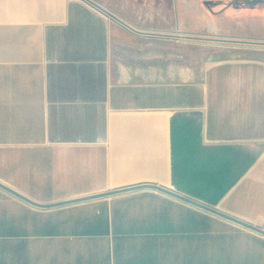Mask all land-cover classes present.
Returning <instances> with one entry per match:
<instances>
[{
  "label": "crops",
  "instance_id": "1",
  "mask_svg": "<svg viewBox=\"0 0 264 264\" xmlns=\"http://www.w3.org/2000/svg\"><path fill=\"white\" fill-rule=\"evenodd\" d=\"M195 2L199 35L264 41V0ZM130 37L152 38L83 0H0V182L40 203L154 184L264 228V46L115 74ZM0 264H264V235L150 188L48 209L0 188Z\"/></svg>",
  "mask_w": 264,
  "mask_h": 264
},
{
  "label": "rangeland",
  "instance_id": "2",
  "mask_svg": "<svg viewBox=\"0 0 264 264\" xmlns=\"http://www.w3.org/2000/svg\"><path fill=\"white\" fill-rule=\"evenodd\" d=\"M137 9H119L137 17L141 23H148L159 32L181 34H203L198 28L195 0H184L192 14L184 19L185 27H179L178 10L180 0H135ZM117 7V5H116ZM148 14L150 17L148 18ZM210 28V27H209ZM164 30V31H161ZM186 30V31H184ZM124 48H114L111 56L115 74L121 71L156 72L164 76L194 78L200 76L213 62L226 58L242 56L243 50L231 45L209 42H192L183 39L165 38H126ZM33 164L23 165L21 160L13 164V171L33 169Z\"/></svg>",
  "mask_w": 264,
  "mask_h": 264
},
{
  "label": "water",
  "instance_id": "3",
  "mask_svg": "<svg viewBox=\"0 0 264 264\" xmlns=\"http://www.w3.org/2000/svg\"><path fill=\"white\" fill-rule=\"evenodd\" d=\"M86 3L90 4L97 10L101 11L104 13L106 16H108L110 19L115 21L116 23L120 24L123 26L125 29L128 31L140 35V36H148V37H156V38H165V39H183L186 41H192V42H209V43H220V44H227V45H259V46H264V41H255V40H245V39H236V38H226V37H219V36H208V35H199V34H181V33H165V32H155V31H144L140 30L137 28H134L130 24H128L126 21H124L122 18L117 16L115 13L111 12L104 6L100 5L94 0H83ZM0 188L6 190L7 192L11 193L12 195L20 198L21 200L39 208H53V207H58V206H63V205H68L72 203H77V202H82V201H87V200H92V199H97V198H103V197H109L113 196L116 194H121V193H126L130 191H134L137 189H142V188H150V189H155L160 192L166 193L168 195H171L173 197H176L180 200H183L189 204H192L198 208H201L205 211H208L212 214H215L219 217L234 221L235 223L248 228L250 230H253L255 232H258L260 234L264 235V228H261L253 223H249L247 221L241 220L237 217L231 216L227 213H224L218 209H215L213 207H210L208 205H205L203 203H200L194 199H191L189 197L180 195L176 192H173L171 190H168L164 187H160L158 185L154 184H141V185H134V186H128V187H122V188H117V189H112L109 191L101 192V193H96L93 195H88V196H83V197H75L72 199H66L62 201H56L52 203H40L37 201H34L33 199L19 193L15 189H12L5 185L4 183L0 182Z\"/></svg>",
  "mask_w": 264,
  "mask_h": 264
}]
</instances>
